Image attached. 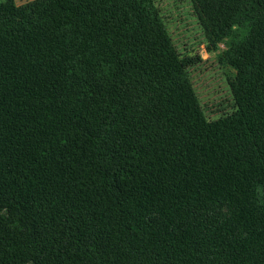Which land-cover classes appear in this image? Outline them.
I'll return each instance as SVG.
<instances>
[{"label": "trees", "instance_id": "16d2710c", "mask_svg": "<svg viewBox=\"0 0 264 264\" xmlns=\"http://www.w3.org/2000/svg\"><path fill=\"white\" fill-rule=\"evenodd\" d=\"M189 1L214 121L155 0H0V264H264V0Z\"/></svg>", "mask_w": 264, "mask_h": 264}, {"label": "rangeland", "instance_id": "374dc122", "mask_svg": "<svg viewBox=\"0 0 264 264\" xmlns=\"http://www.w3.org/2000/svg\"><path fill=\"white\" fill-rule=\"evenodd\" d=\"M14 1L18 5L30 0ZM155 3L177 53L191 61L190 79L206 118L214 121L235 111L229 86L233 71L220 63L219 53L226 50L225 41L219 44L218 52L207 50L204 32L189 0H155Z\"/></svg>", "mask_w": 264, "mask_h": 264}]
</instances>
